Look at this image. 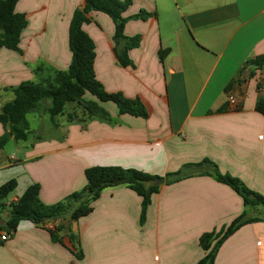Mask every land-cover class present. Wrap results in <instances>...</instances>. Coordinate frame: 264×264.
<instances>
[{
	"label": "crops",
	"instance_id": "obj_1",
	"mask_svg": "<svg viewBox=\"0 0 264 264\" xmlns=\"http://www.w3.org/2000/svg\"><path fill=\"white\" fill-rule=\"evenodd\" d=\"M130 2L124 17L150 14L124 25L125 37L140 36L138 47L128 52L133 67L118 65L114 25L106 14L91 12L82 29L94 43L96 79L107 92L138 97L147 118L119 115L113 103L86 96L111 122H68L73 106H67L53 125L45 111L49 102H44L26 119L32 115L41 121L47 114L51 132L42 136L29 129L26 140L10 137L7 143L13 141L14 147L0 151V185L11 179L17 184L3 204L16 201L31 184L39 186L43 204L57 203L85 186L89 167L118 166L164 177L205 159L264 196V115L256 110L264 102L258 85L264 67L238 76L247 60L264 54V0ZM82 4H16L27 26L20 35L21 53L0 49V89L42 81L68 68V28ZM160 50L168 51L162 62ZM40 65L42 70H36ZM230 88L238 101L235 110L226 101ZM12 98L0 91V110ZM73 110L81 117L79 108ZM140 202L125 185L104 189L92 212L71 225L82 259L74 256L67 238L62 246L52 242L46 229L21 221L0 242V264H196L203 256L200 235L220 230L244 210L231 188L205 175L161 184L142 225ZM258 214L264 211L249 212ZM214 264H264V221L240 227L222 244Z\"/></svg>",
	"mask_w": 264,
	"mask_h": 264
},
{
	"label": "trees",
	"instance_id": "obj_2",
	"mask_svg": "<svg viewBox=\"0 0 264 264\" xmlns=\"http://www.w3.org/2000/svg\"><path fill=\"white\" fill-rule=\"evenodd\" d=\"M19 1L0 0V49L21 53L18 45L20 35L27 26V20L24 14L15 11ZM130 3V0H83L82 6L73 12L68 28V48L71 53L68 68L65 71L54 70L42 81H24L16 87L0 89L13 95V98L0 110V124L4 129V133L0 136V151L10 137L15 141L26 140L29 131L26 115L37 110L46 101L49 105L45 111L53 125H55V117L63 115L67 106H73V109L79 108L82 114L79 117L72 109V112L67 114L68 122L84 123L92 119L111 122L108 113L96 101L86 99V96H91L100 103H113L119 115L147 118L148 111L138 97L127 98L121 92H107L96 79L94 43L82 29V25L90 21L91 12L106 14L114 25V52L118 65L133 67L128 52L138 47L140 36L125 37L124 25L128 20H146L150 14L140 11L134 16L124 17L123 13ZM167 52V50L159 51L161 62ZM262 67H264V54L247 60L240 68L238 76L243 73L251 76ZM35 69L42 70V66H37ZM256 110L264 115V102H259ZM8 134L11 136L8 137ZM194 175L209 176L216 182L228 186L242 199L244 207L243 212L227 226L200 235L198 245L203 256L196 264H214L222 244L240 227L264 221L262 214L249 215L250 210L264 211V196L246 187L240 179L221 173L217 166L207 159L196 164H186L178 171L168 173L164 177L118 166L89 167L84 171L85 186L51 205L40 201L37 184L29 185L16 201L3 204V200L16 189V181L11 179L0 185V220L5 221L4 225L0 226V231L5 233L15 231L21 221H28L36 227L46 229L54 243L63 246V239L67 238L74 256L82 259L83 254L71 232V225L92 212V203L104 189L125 185L136 193L141 199L139 223L142 225L151 197L160 189V185H153L155 179H161L162 184L169 185Z\"/></svg>",
	"mask_w": 264,
	"mask_h": 264
},
{
	"label": "rangeland",
	"instance_id": "obj_3",
	"mask_svg": "<svg viewBox=\"0 0 264 264\" xmlns=\"http://www.w3.org/2000/svg\"><path fill=\"white\" fill-rule=\"evenodd\" d=\"M31 116L32 115H29L28 118L26 119L28 126H29V129L32 131H36L37 133H39L42 136H47L52 130V127H51V124L49 122L47 114L45 115V117L42 116L41 121H34ZM14 144L15 143H13V141L10 143H7L6 146L4 147L5 150H10V148L14 147ZM12 196L13 195L11 193L10 195L7 196L6 199L3 200V202L10 200Z\"/></svg>",
	"mask_w": 264,
	"mask_h": 264
},
{
	"label": "built area",
	"instance_id": "obj_4",
	"mask_svg": "<svg viewBox=\"0 0 264 264\" xmlns=\"http://www.w3.org/2000/svg\"><path fill=\"white\" fill-rule=\"evenodd\" d=\"M259 89L264 91V74L259 80ZM226 101L229 109L235 110L238 106L237 98L235 97L234 91L230 88L226 91ZM10 234L0 231V242H4L9 238Z\"/></svg>",
	"mask_w": 264,
	"mask_h": 264
},
{
	"label": "water",
	"instance_id": "obj_5",
	"mask_svg": "<svg viewBox=\"0 0 264 264\" xmlns=\"http://www.w3.org/2000/svg\"><path fill=\"white\" fill-rule=\"evenodd\" d=\"M11 135L8 134V137H10ZM162 184V180L161 179H155L153 182L154 186H158ZM5 221L4 220H0V226L4 225Z\"/></svg>",
	"mask_w": 264,
	"mask_h": 264
}]
</instances>
